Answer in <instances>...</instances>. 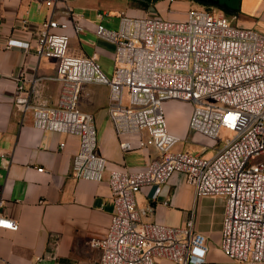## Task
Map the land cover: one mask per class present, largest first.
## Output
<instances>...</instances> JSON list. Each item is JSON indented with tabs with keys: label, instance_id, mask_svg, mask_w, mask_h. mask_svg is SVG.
<instances>
[{
	"label": "built area",
	"instance_id": "built-area-1",
	"mask_svg": "<svg viewBox=\"0 0 264 264\" xmlns=\"http://www.w3.org/2000/svg\"><path fill=\"white\" fill-rule=\"evenodd\" d=\"M38 1L52 11L34 37L5 36L0 48L58 60L51 79L61 89L54 104L39 98L36 77H28L25 70L7 77L15 83L14 102L24 114L32 113L34 126L79 137L73 176L102 181L108 169V160L98 153L94 116L79 106L84 86L91 82L109 86L108 112L121 149L136 148L129 136H137V147L158 151L143 170L108 171L114 213L106 234L91 240L101 251V262H207V236L196 229L194 213L183 226L163 225L152 220V205L138 203L143 188L154 187L156 197L179 172L197 196L224 198L222 251L243 264H264V34L202 8L190 9L184 20L165 19L156 11L121 14L117 29L100 23L96 30L97 36L115 46L109 77L96 55L70 52V24L54 11L60 0ZM64 12L71 15L73 9L68 5ZM20 23L25 31L32 29L27 19ZM72 27L83 31L78 22ZM168 101L191 104L189 129L214 140L224 129L232 137L210 156L176 149L182 137L169 130L164 109ZM3 205L0 198V228L18 230L19 222L1 212ZM58 242L57 237L50 240L45 257L57 259Z\"/></svg>",
	"mask_w": 264,
	"mask_h": 264
},
{
	"label": "crops",
	"instance_id": "crops-1",
	"mask_svg": "<svg viewBox=\"0 0 264 264\" xmlns=\"http://www.w3.org/2000/svg\"><path fill=\"white\" fill-rule=\"evenodd\" d=\"M176 1L184 4L187 13L192 8L220 12L233 25L264 34V0L166 2L171 5ZM157 4L156 0H60L54 11L57 18L70 24L67 33L71 53L113 60L115 46L97 36V26L101 23L117 29L121 14L157 12ZM68 5L73 9L71 15L64 12ZM51 11L38 0H0V38L13 35L31 39ZM22 18L31 23L30 31L23 29ZM75 22L83 26L82 32L74 31ZM57 68L56 58H38L23 49L0 48V198L4 200L1 212L19 222L18 230L0 228V264H103L101 251L91 240L106 234L114 213L108 171L143 170L158 156L154 147H137V136H129L136 148L121 149L108 112L109 86L91 82L84 86L79 106L94 116L98 153L108 160V169L102 181L75 178L72 165L79 137L34 126L32 113L24 114L14 102L15 83L7 77L25 70L28 77H36L39 98L54 104L61 89L60 83L51 79ZM30 84L28 80L25 82L26 87ZM170 102L173 101L167 103ZM184 103L188 105L183 121L188 131L192 106ZM169 127L171 133L180 136L171 120ZM61 143L65 145L62 147ZM41 167L43 171L38 170ZM137 199L140 206L152 205V220L163 225L183 226L194 213L196 229L207 236L205 264H243L230 259L220 247L223 197L197 196L195 187L183 173L177 172L156 197L154 187L150 186L143 188ZM56 237L57 259L45 257L50 240ZM157 263L176 264L167 259H158Z\"/></svg>",
	"mask_w": 264,
	"mask_h": 264
},
{
	"label": "rangeland",
	"instance_id": "rangeland-1",
	"mask_svg": "<svg viewBox=\"0 0 264 264\" xmlns=\"http://www.w3.org/2000/svg\"><path fill=\"white\" fill-rule=\"evenodd\" d=\"M149 1V0H145ZM153 1V0H151ZM157 13L160 17L170 20H184L187 17V11L184 4L180 1L173 2L171 5L166 2L167 0H156ZM102 70L110 77L113 73L114 61L100 59ZM165 114L170 126V120L177 128L182 137V141L177 144L176 149L188 151L191 153H204L205 155H213L217 148L226 143L227 138H231L233 133L227 130H221L218 139H211L200 135L199 133L185 129L184 116L188 109V105L181 101H173L166 103L164 106ZM170 128V127H169ZM187 131V132H186Z\"/></svg>",
	"mask_w": 264,
	"mask_h": 264
}]
</instances>
